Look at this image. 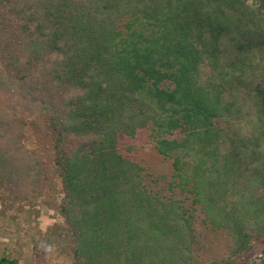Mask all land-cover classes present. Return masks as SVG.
I'll use <instances>...</instances> for the list:
<instances>
[{
    "label": "trees",
    "instance_id": "1",
    "mask_svg": "<svg viewBox=\"0 0 264 264\" xmlns=\"http://www.w3.org/2000/svg\"><path fill=\"white\" fill-rule=\"evenodd\" d=\"M141 129L223 255L120 151ZM0 194L62 196L33 240L69 264H245L264 240V0H0Z\"/></svg>",
    "mask_w": 264,
    "mask_h": 264
},
{
    "label": "rangeland",
    "instance_id": "2",
    "mask_svg": "<svg viewBox=\"0 0 264 264\" xmlns=\"http://www.w3.org/2000/svg\"><path fill=\"white\" fill-rule=\"evenodd\" d=\"M149 129H141L135 137L123 135L120 139V151L128 157L141 162L144 166V181L154 191L174 198L185 199L189 213L195 216V228L198 242L195 250L204 259L217 258L227 251L230 239L223 229H216L205 222V214L200 205H192V199L178 190L172 194L168 190L169 181L173 180L174 159L165 157L156 150V143L149 136ZM174 137V136H173ZM129 147H131L129 149ZM0 194V255L16 257L22 264H69V258L64 252L50 251L40 243L35 247L34 236L48 235L53 231L55 224H64V218L56 210L58 201L48 203L40 194L22 203L16 208H6L2 204ZM187 198V199H186ZM39 210V215H34L32 221H25L32 211ZM36 214V213H33ZM15 218V219H14ZM20 221V222H19ZM32 222V223H31ZM46 248V249H45ZM45 252L43 255L42 253ZM242 261L245 264H264V240L257 243L255 250L248 253Z\"/></svg>",
    "mask_w": 264,
    "mask_h": 264
}]
</instances>
